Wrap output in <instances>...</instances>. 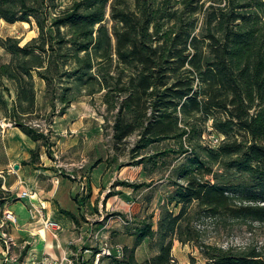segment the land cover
Segmentation results:
<instances>
[{
	"label": "trees",
	"instance_id": "1",
	"mask_svg": "<svg viewBox=\"0 0 264 264\" xmlns=\"http://www.w3.org/2000/svg\"><path fill=\"white\" fill-rule=\"evenodd\" d=\"M61 1L0 0V21L35 20L40 31L25 46L0 36L11 55L0 79L15 86L16 125L44 137L22 116L36 111L37 74L64 87L61 112L101 94L116 143L138 133V149L175 140L156 155L187 153L158 230L142 222L136 246L114 264H139L136 247L157 234L158 253L144 264H173L175 239H194V212L264 220V0H73L64 10ZM209 124L221 138L215 146L203 143ZM38 156L39 148L32 161ZM196 243L205 264H264L255 250Z\"/></svg>",
	"mask_w": 264,
	"mask_h": 264
},
{
	"label": "crops",
	"instance_id": "2",
	"mask_svg": "<svg viewBox=\"0 0 264 264\" xmlns=\"http://www.w3.org/2000/svg\"><path fill=\"white\" fill-rule=\"evenodd\" d=\"M38 98L37 94L36 111L22 114L24 120L44 103L53 109ZM92 99L82 95L65 112L57 108L54 120L42 128L47 145L10 121L13 104L0 121V264H35L46 255L56 260L79 257L78 264L81 258L85 264H114L115 259H127L136 246L138 227L147 219L142 205L132 198L136 184L131 181L138 176H126V167L120 170L114 164L117 159L106 142L104 115L95 111ZM11 101L17 102L16 90ZM37 148L38 160L32 161ZM25 190L31 195L22 197ZM32 203L43 208L44 218H32ZM7 211L16 213L17 223H6ZM44 219L58 221L61 230L56 234L45 229ZM5 232L13 239L7 251ZM149 239L136 247L140 263L158 253L144 255ZM106 242L124 246V257L98 256ZM178 245L175 239V259Z\"/></svg>",
	"mask_w": 264,
	"mask_h": 264
},
{
	"label": "rangeland",
	"instance_id": "3",
	"mask_svg": "<svg viewBox=\"0 0 264 264\" xmlns=\"http://www.w3.org/2000/svg\"><path fill=\"white\" fill-rule=\"evenodd\" d=\"M61 2L62 10L73 4V0H62ZM39 33V26L35 20L32 23L27 21H18L16 23H9L5 20L0 21V36L4 39L13 38L19 40L21 46L27 45L35 37H38ZM10 59V53L0 46V65L8 63ZM6 80L7 79H4L3 82H1L0 79V121H4V117L8 115V109L11 107V104H13L10 108L12 110L15 105L14 102L11 101L13 93L16 90L15 86L12 82ZM35 80L36 87L38 86V99L41 100V102H49L53 106V109L49 110L46 103H44L45 105H40L37 113L23 121H26L34 130H38L36 131L38 136L44 134L42 141L47 145L48 137L42 128L48 126L50 122L54 120L57 108L62 111L63 103L61 101V94L64 87L55 82H53L52 85H48L47 81L37 74ZM63 82L64 86L69 84L68 81ZM92 97L93 99L90 100V103H92L93 108L98 114H103L105 118L106 142L113 148L114 155L117 159L113 162L116 166H119L120 170L126 167L125 169L128 170L126 176H131L132 178L138 176L135 180L131 181L136 184V190L132 193V198L136 201L138 200L142 205V209L146 213V221L148 222L151 220L158 230L162 212L168 206L169 198L176 189L174 186V181L176 180V176L173 173L174 167L179 164L178 161L181 163L183 158H186L187 153L180 156L176 153L171 155H160V157L156 155L167 147H177L175 140H164L159 144L149 145L145 148L140 147L138 149L140 140V135L138 133L129 136L121 143H116L114 140L113 113L108 112L107 105L103 102V96L101 94H96ZM11 116L12 118L10 121L15 123L18 118L12 113ZM217 133L218 132L213 129L211 124H209V128L203 139L204 145L215 146L212 143V137L218 135ZM187 145L190 146L188 141ZM155 155L157 157L152 162L147 161L145 165L136 164V162L141 160L144 156L150 158L149 156L153 157ZM217 168L218 167H216V170ZM218 171L220 173H226L224 169H218ZM170 208L174 209L176 212L180 209L176 208L174 205H170ZM193 216L196 218L192 223L194 231H192V235L194 239L185 243L180 241V245H178L175 251L177 257L176 259L174 258L175 262L173 264H191L192 257H195L200 263L205 264L207 262L196 240L227 248L231 247L235 251L255 250L260 252L262 254L261 258L264 259V220L242 221L231 217H228V219L224 217L216 219L207 217L204 213L201 217L195 212ZM159 243L160 236L158 234L151 237L147 243L144 255L150 252H158ZM139 264H144V262Z\"/></svg>",
	"mask_w": 264,
	"mask_h": 264
},
{
	"label": "built area",
	"instance_id": "4",
	"mask_svg": "<svg viewBox=\"0 0 264 264\" xmlns=\"http://www.w3.org/2000/svg\"><path fill=\"white\" fill-rule=\"evenodd\" d=\"M221 141L220 137L218 136H213L212 137V143L214 145L219 144ZM31 195V192L29 190H25L22 192V197H28ZM30 213L32 215V218H36L38 215L40 216V218H44L45 217V213L43 211L42 207H39L38 204L36 203H32V206L30 208ZM4 219L6 221V223L9 222H13V223H17V215L15 212L13 211H7L4 214ZM123 221L125 223H129V220H124ZM44 227L47 230H52L54 231L56 234L58 233V231L61 230V224L53 219H44ZM2 240L6 246V251L9 250L12 247L13 244V239L11 238V236L9 235L8 232L3 233L2 235ZM116 256L118 258H123L125 255V249L124 246L122 245H116V246H111L108 242H106L104 244V246L102 247L100 253L98 254V256ZM78 260H80V258L78 257V259L73 258L71 256H64L62 259L60 260H56L51 258L50 256L46 255L44 256L42 259H40L39 261H36L35 264H78ZM85 260L83 258H81V264H85L84 262ZM172 262H175V259L172 260ZM9 264V263H8Z\"/></svg>",
	"mask_w": 264,
	"mask_h": 264
},
{
	"label": "water",
	"instance_id": "5",
	"mask_svg": "<svg viewBox=\"0 0 264 264\" xmlns=\"http://www.w3.org/2000/svg\"><path fill=\"white\" fill-rule=\"evenodd\" d=\"M17 167H19V166H17Z\"/></svg>",
	"mask_w": 264,
	"mask_h": 264
},
{
	"label": "bare ground",
	"instance_id": "6",
	"mask_svg": "<svg viewBox=\"0 0 264 264\" xmlns=\"http://www.w3.org/2000/svg\"><path fill=\"white\" fill-rule=\"evenodd\" d=\"M26 22V21H25Z\"/></svg>",
	"mask_w": 264,
	"mask_h": 264
}]
</instances>
